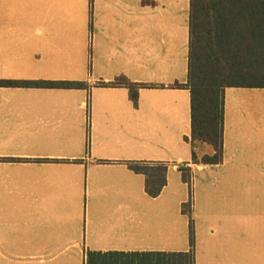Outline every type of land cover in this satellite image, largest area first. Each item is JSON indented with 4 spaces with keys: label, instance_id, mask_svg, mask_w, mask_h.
<instances>
[{
    "label": "crops",
    "instance_id": "0c3cea01",
    "mask_svg": "<svg viewBox=\"0 0 264 264\" xmlns=\"http://www.w3.org/2000/svg\"><path fill=\"white\" fill-rule=\"evenodd\" d=\"M189 12L190 0H0V80L87 84L0 88V264L188 252L181 164L194 264H264V88L225 89L223 161L192 165L190 92L174 87ZM120 76L143 85L136 105L101 86ZM127 163L165 167L160 195Z\"/></svg>",
    "mask_w": 264,
    "mask_h": 264
},
{
    "label": "trees",
    "instance_id": "16d2710c",
    "mask_svg": "<svg viewBox=\"0 0 264 264\" xmlns=\"http://www.w3.org/2000/svg\"><path fill=\"white\" fill-rule=\"evenodd\" d=\"M188 71L190 92L192 165H220L223 161L224 91L227 88H264V0H190ZM103 87H122L134 105L138 89L124 76ZM84 89L86 83L0 80V88ZM144 177L147 196L160 195L166 185V168L127 163ZM181 181L191 191L189 167H178ZM181 204L189 219V251L185 253H87L86 264H194L191 195Z\"/></svg>",
    "mask_w": 264,
    "mask_h": 264
},
{
    "label": "rangeland",
    "instance_id": "374dc122",
    "mask_svg": "<svg viewBox=\"0 0 264 264\" xmlns=\"http://www.w3.org/2000/svg\"><path fill=\"white\" fill-rule=\"evenodd\" d=\"M194 177H195V179L197 178V175L195 176L194 175ZM190 195H191V201L194 203V198H195V191H194V188H193V186H191V191H190ZM188 196H189V190H188ZM199 239V238H198ZM200 240H198V242H199ZM200 243V242H199Z\"/></svg>",
    "mask_w": 264,
    "mask_h": 264
}]
</instances>
